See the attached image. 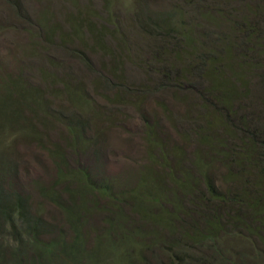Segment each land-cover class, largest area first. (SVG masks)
Segmentation results:
<instances>
[{
    "label": "rangeland",
    "instance_id": "374dc122",
    "mask_svg": "<svg viewBox=\"0 0 264 264\" xmlns=\"http://www.w3.org/2000/svg\"><path fill=\"white\" fill-rule=\"evenodd\" d=\"M213 1V11L207 14L204 6L206 2V7L211 4L209 0H20L18 13L7 0H0V155H7L10 164L2 182L6 190H15L28 197L32 210L39 209L48 226L41 240L47 242L57 237L60 230L66 241L75 234L72 223L65 222L52 195L38 189H46L56 177L57 162L50 152L59 142L58 136L63 138V145L70 141L68 119L83 120L86 137L90 140L86 148L74 147L70 154L67 153L69 167L84 169L100 181L107 179L114 189L120 186L131 196L140 171L147 165L144 164V121L158 124L162 138L179 142L181 135L171 120L175 123L178 115L197 97L193 89L208 86L203 75L194 80L181 75L182 82L176 78L172 81L180 85L178 88L156 89V76L139 68L148 55L146 40L132 21L137 10L186 11L178 20L191 23L204 41L214 44L217 37L228 32L229 25L234 26V20L245 18L246 12L252 13L254 9H258L261 17L257 23L264 30V0ZM47 10L51 20L45 23L50 25L49 28L40 20ZM71 19L75 21L73 25H81L80 30L69 29ZM89 25L97 30L102 28L105 32L102 42L90 40ZM68 32L71 34L63 37V33ZM217 46L221 47L220 44ZM73 49L82 52L86 59L84 63L71 57ZM255 72L251 82L254 85L252 98L238 94L243 92L242 86L233 80L229 85L218 79L216 85L231 92L235 103H243L239 105V111L251 112L254 122L258 123L264 108V88L258 86V80L264 76V69ZM74 86L79 90L72 94ZM119 92L118 100L112 101L113 94ZM25 93L29 97H23ZM78 94L83 98L82 104L74 99ZM180 96L185 99L178 100ZM25 101L27 105L24 106L22 102L25 104ZM184 123H187L185 119L182 120ZM187 147L193 152L191 145ZM225 173L221 165L211 169L210 176L216 189L226 195L241 194L240 187L226 179ZM257 174L262 177V185H252L250 181L249 194L244 200L246 207L236 209L231 206L239 214V220L231 219L225 234L220 235L219 258L222 262L217 264H264V171L257 173L255 170L251 177L255 178ZM148 190L154 188L149 186ZM148 199L147 195L144 202L137 204L127 197L110 205L109 199L97 192L86 196L84 210L87 214L79 217L80 228L76 233H81L85 240L89 255L87 264H128V254L138 262V250L144 264H158L159 259L164 261L165 253L163 247L154 244V235L163 236L169 242L197 224L180 213L173 219V228L171 225L166 227L158 218H170L168 214L174 212L173 205L170 201L154 204ZM135 204L140 208L135 210ZM78 207L75 203L74 208ZM119 211L126 217L123 239L121 228H118L116 239L112 230L115 225L105 222L109 217L118 223ZM108 227L112 231L111 242L102 238ZM99 237L104 244L97 249L94 244ZM142 245L146 247L141 250ZM71 255L78 258L77 253ZM57 262L78 264V259H68L66 255L57 258Z\"/></svg>",
    "mask_w": 264,
    "mask_h": 264
},
{
    "label": "trees",
    "instance_id": "16d2710c",
    "mask_svg": "<svg viewBox=\"0 0 264 264\" xmlns=\"http://www.w3.org/2000/svg\"><path fill=\"white\" fill-rule=\"evenodd\" d=\"M209 1L211 4L206 7V2L204 6V12L207 14L213 11L215 4L213 0ZM7 2L17 13L21 10L20 0ZM257 11L258 9H254L252 13L246 12L245 18L234 20V26L229 25L228 32L220 35V38L217 37V43L214 44L211 41L209 43L204 41L191 23L178 20L186 11L137 10L132 16V21L146 40L145 51L148 55L139 68L156 76L158 79L156 89L178 88L180 85L172 82L175 78L179 82H182L181 77L194 80L203 75L207 79V87L193 89L197 97H194L185 111L178 115V122L174 119L173 123L170 119L177 133L181 135L180 141L170 142L162 138V130L158 124L149 123L147 119L144 121L146 143L144 164L147 165L140 171L138 183L131 189L134 193L131 192L129 196V191L125 193L120 186L114 189L107 179L100 181L90 176L84 169L76 170L69 167L67 153L70 154L74 147L86 148L90 140L86 137L83 120L76 118L71 121L67 118L70 141L63 145L61 142L63 138L58 136L59 142L50 152L57 162L56 177L46 189L42 187L38 189L50 193L51 199L56 200L65 222L72 223L75 234L69 241H66L61 230L57 237L47 242L41 240L42 233L48 227L47 223L40 216L39 209H31L28 197L15 190L5 189L2 180L7 176L10 164L7 155H0V264H59L57 258L62 259L66 255L68 259H78V264H87L89 255L85 240L81 233L76 232L80 228L77 224L79 217L87 214L84 210L86 196H92L94 192L106 196L110 205L127 197L140 204L147 195L148 202L154 204L162 205L170 201L174 209L172 214H168L170 218L168 216L158 218L166 227L171 225L173 228V219L175 220L180 213L195 220L197 224L184 231L186 236L180 234L178 238L173 237V240L167 242L165 237L154 235V244L163 247L165 253L164 261L159 259L158 264L221 263L220 235L229 226L231 219L239 220V214L231 206L236 209L245 208L244 200L247 198L246 194H249V184L262 185L260 175L257 174L255 178L251 175L255 170L257 173L264 171V108L260 112L259 122H254L251 112L245 114L239 111L238 107L243 103H235L234 96H230L231 92H227L226 88H221L216 83L219 79L230 85V81L233 80L242 86L243 92L238 94L252 98L251 88L254 85L251 82L255 79V70L264 69V30L257 23V19L261 17ZM48 13V10L43 12L40 19L43 25L51 20ZM69 22V29L72 27L80 30L81 25L76 23L73 25L75 22L73 19ZM46 26L50 27L47 24ZM87 28L91 32L89 36L91 41L102 42L105 34L102 28L97 30L92 25ZM70 34L63 33V37ZM217 44L221 47L216 48ZM71 57L82 61L81 63L86 61L79 50L73 49ZM258 86L264 88V76L258 80ZM77 90L79 89L74 86L71 93H77ZM119 95L120 92L113 94L111 100H118ZM25 96L29 97V94L25 93L23 97ZM74 99L77 103L83 102L80 94ZM184 99L180 96L178 100ZM22 105H27V102L25 101V104L22 102ZM70 115L73 116V113ZM184 119L187 121L186 124H182ZM188 145L192 146L193 152L188 150ZM190 153L192 154L188 156ZM154 165L158 168L153 169ZM218 165L225 169V178L240 187L241 194L238 192L226 195L216 189L210 171ZM149 186L154 190H148ZM96 187L101 189L95 190ZM90 191L93 193L90 194ZM75 203L79 205L77 209L74 208ZM137 204L134 205L135 210L140 208ZM120 211L118 223L112 222L116 219L109 217L105 219L106 223L115 225L112 230L115 231L116 239L118 228L123 231L120 235L122 239L126 233L124 229L126 217ZM202 212L207 215L201 214ZM203 224L206 226H202ZM111 235V228L108 227L101 237L106 240L105 242H111L113 239ZM101 237L95 240L94 247L97 249L104 244L100 240ZM145 247L142 245L140 249ZM73 253H77L78 258L75 259L71 255ZM137 256L140 260L138 262L128 254L127 263L144 264L145 260L140 250L137 251Z\"/></svg>",
    "mask_w": 264,
    "mask_h": 264
}]
</instances>
